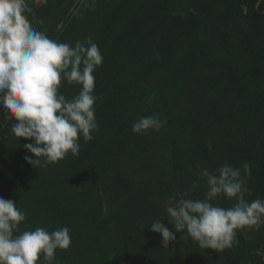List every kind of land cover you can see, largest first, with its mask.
<instances>
[{
  "label": "rangeland",
  "instance_id": "rangeland-1",
  "mask_svg": "<svg viewBox=\"0 0 264 264\" xmlns=\"http://www.w3.org/2000/svg\"><path fill=\"white\" fill-rule=\"evenodd\" d=\"M27 3L34 28L73 47L91 39L103 63L94 73L99 131L80 137L79 155L28 164L33 141L11 135L17 121L0 107V197L26 216L14 235L67 227L71 245L52 264H264V223L238 229L221 252L183 232L165 249L150 230L161 220L175 232L166 209L181 196L204 199V169L228 164L243 176L248 163L245 199H264V0ZM80 88L62 79L59 92L71 100ZM149 115L159 130L134 133Z\"/></svg>",
  "mask_w": 264,
  "mask_h": 264
},
{
  "label": "clouds",
  "instance_id": "clouds-1",
  "mask_svg": "<svg viewBox=\"0 0 264 264\" xmlns=\"http://www.w3.org/2000/svg\"><path fill=\"white\" fill-rule=\"evenodd\" d=\"M28 15L34 13L27 0H0V107L6 122L17 121L11 135L33 141L24 147L35 158L26 155L24 159L39 168L59 162L69 152L79 155L80 137L91 141L92 133L99 131L94 73L103 56L91 39L78 40L74 47L50 39L32 26ZM62 79L81 86L71 100L59 92ZM5 126L0 122V128ZM160 127L157 116H139L132 131L144 134ZM242 167L243 176L240 168L228 164L216 173L202 170L208 186L204 199L181 196L175 206L166 209L175 232L161 220L151 224L150 230L161 234L163 248L183 232L185 240L191 237L200 248L221 252L238 243V229L264 223V199H245L249 189L243 177L250 175L251 166L244 163ZM220 196L236 203L220 207L213 203ZM25 219L16 203L0 197V264H52L57 249L70 247L67 227L52 232L36 228L14 235Z\"/></svg>",
  "mask_w": 264,
  "mask_h": 264
}]
</instances>
